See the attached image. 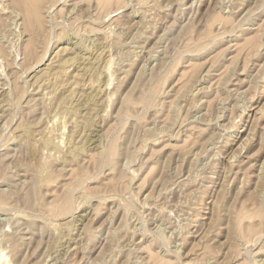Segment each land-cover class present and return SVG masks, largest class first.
I'll use <instances>...</instances> for the list:
<instances>
[{
	"label": "rangeland",
	"instance_id": "374dc122",
	"mask_svg": "<svg viewBox=\"0 0 264 264\" xmlns=\"http://www.w3.org/2000/svg\"><path fill=\"white\" fill-rule=\"evenodd\" d=\"M24 1L0 0V264H264V0Z\"/></svg>",
	"mask_w": 264,
	"mask_h": 264
},
{
	"label": "bare ground",
	"instance_id": "6f19581e",
	"mask_svg": "<svg viewBox=\"0 0 264 264\" xmlns=\"http://www.w3.org/2000/svg\"><path fill=\"white\" fill-rule=\"evenodd\" d=\"M38 1H40V0H38ZM26 2V0L24 1V3ZM21 2H20V0H19V6L22 4H20ZM28 3H30L29 1H28ZM39 2H37V4H36V0H35V2H33V1H31V6H33L34 4H36L35 6L37 7L39 4H38ZM41 3V2H40ZM41 5V4H40ZM22 6V5H21ZM20 6V7H21ZM26 6H27V4H26ZM23 7H25V6H23ZM39 7H42V6H39ZM28 8V11H29V8L30 7H27ZM43 8V7H42ZM24 9V8H23ZM31 9V8H30ZM32 13H34V7H32ZM38 8H37V13H38ZM26 11H27V9H26ZM31 12V11H30ZM36 13V12H35ZM39 13H40V10H39ZM39 13H38V16H39ZM29 15V14H28ZM27 15V16H28ZM30 15H31V13H30ZM35 15V14H34ZM34 15H31V16H33L34 17ZM37 15V14H36ZM26 16V15H25ZM42 16V15H41ZM32 17V20L35 18H33ZM43 17V16H42ZM30 19H31V17H29ZM89 18V17H88ZM26 19H28V18H26ZM41 19V18H40ZM43 19V18H42ZM35 20V19H34ZM37 20V19H36ZM28 21V20H27ZM32 22V21H31ZM33 23H34V21H33ZM40 22H38V24H39ZM41 23H43L44 24V22H42V20H41ZM28 24V23H27ZM35 24V23H34ZM29 25H30V23H29ZM35 27H37L36 25L34 26V28ZM40 27H42V28H40ZM38 28V27H37ZM37 28H35V30L37 31ZM44 27L41 25V26H39V30L40 31H42V29H43ZM46 30V29H45ZM34 32V31H33ZM41 33V32H40ZM39 33V34H40ZM44 34V33H43ZM33 35V34H32ZM36 35V34H35ZM42 35V34H41ZM41 35H40V37H41ZM37 36H38V34H37ZM37 36H36V39L35 40H37ZM80 37V36H79ZM86 39V38H85ZM33 40H34V38H33ZM31 41L32 40H30V44H32V43H34V41L31 43ZM255 41V40H254ZM254 41H252V42H254ZM74 42V41H73ZM251 43V42H250ZM91 44V43H90ZM253 45H254V43H252ZM47 45V44H46ZM34 46V45H33ZM80 46V45H79ZM31 48V49H30ZM30 48H28V49H30L29 51H31V50H33L32 48L33 47H30ZM45 48H46V46H45ZM48 48V47H47ZM81 48V47H80ZM88 49V48H87ZM86 49V50H87ZM91 49V48H90ZM28 51V50H27ZM32 52V51H31ZM90 51H86L85 53L83 52V53H81L82 55H80V56H78V55H74V56H70V57H67V58H63V59H61V60H63L62 62L63 63H61V64H63V66H65L64 65V63H68V62H73V64H74V66L75 67H77V68H80L78 71H82V72H80V73H76L75 74V78H74V80H75V83H77V82H80V81H82L81 79H83V78H81V73L83 74V73H87V71L90 69V68H92L93 67V65H96L97 64V58H98V56H97V54H92V53H89ZM30 53V52H29ZM79 54V53H78ZM37 56V55H36ZM34 60V59H33ZM97 61V62H96ZM39 62V61H38ZM96 63V64H95ZM61 66V65H60ZM60 68V67H59ZM63 69H64V67H62ZM107 69V68H106ZM75 71H77V70H75ZM77 71V72H78ZM90 71V70H89ZM108 71V70H107ZM107 71H106V73H107ZM105 72V71H104ZM90 73V72H89ZM85 75V74H84ZM92 75V74H91ZM83 76V75H82ZM77 77V78H76ZM77 81V82H76ZM74 91V90H73ZM71 92L72 91H70V93L69 94H71ZM17 93V92H16ZM93 93V92H92ZM94 94H95V92H94ZM89 95V94H88ZM96 95V94H95ZM70 96H72V95H70ZM69 95H65L64 96V98H62V100L64 101L65 99H67L68 97H70ZM60 99H61V97H59ZM71 98V97H70ZM59 100V99H58ZM61 100V101H62ZM97 100V99H96ZM96 100H95V96H93V94H91V96H90V102H91V104L92 105H94L95 103H96ZM89 102V101H88ZM63 103V102H62ZM91 104H90V106H91ZM89 106V105H88ZM95 106H96V104H95ZM94 106V107H95ZM100 106V105H99ZM75 107V106H74ZM93 107V108H94ZM91 109V108H90ZM97 109V108H96ZM95 108H94V110H96ZM92 110V109H91ZM93 113V112H92ZM93 115V114H92ZM90 118V117H89ZM89 121H90V119H88V118H86L85 120H84V124L86 125V124H88L89 123ZM47 141V140H46ZM43 164V163H42ZM41 164V165H42ZM44 168V167H43ZM41 169V168H40ZM39 169V170H40ZM35 170V169H34ZM42 170V169H41ZM40 170V171H41ZM39 176V175H38ZM37 177V176H36ZM46 177V176H45ZM41 178H42V176H41ZM44 179V178H43ZM37 180H38V177H37ZM44 181V180H43ZM32 184V183H31ZM67 224V223H66Z\"/></svg>",
	"mask_w": 264,
	"mask_h": 264
}]
</instances>
